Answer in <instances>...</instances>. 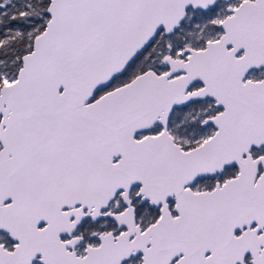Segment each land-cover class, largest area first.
I'll return each instance as SVG.
<instances>
[{
  "label": "snow or ice",
  "instance_id": "snow-or-ice-1",
  "mask_svg": "<svg viewBox=\"0 0 264 264\" xmlns=\"http://www.w3.org/2000/svg\"><path fill=\"white\" fill-rule=\"evenodd\" d=\"M0 264H264V0H0Z\"/></svg>",
  "mask_w": 264,
  "mask_h": 264
}]
</instances>
